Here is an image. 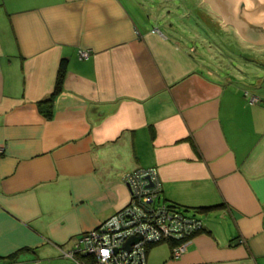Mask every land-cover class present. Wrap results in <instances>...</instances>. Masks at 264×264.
<instances>
[{
    "label": "crops",
    "instance_id": "crops-1",
    "mask_svg": "<svg viewBox=\"0 0 264 264\" xmlns=\"http://www.w3.org/2000/svg\"><path fill=\"white\" fill-rule=\"evenodd\" d=\"M156 3L0 0V264H80L66 253L150 167L204 227L147 264H264V64L225 51L255 67L242 83Z\"/></svg>",
    "mask_w": 264,
    "mask_h": 264
},
{
    "label": "built area",
    "instance_id": "built-area-1",
    "mask_svg": "<svg viewBox=\"0 0 264 264\" xmlns=\"http://www.w3.org/2000/svg\"><path fill=\"white\" fill-rule=\"evenodd\" d=\"M89 54L88 50H80L79 58L85 59ZM245 94L248 95L247 91ZM258 101L249 96L250 103ZM124 181L130 191L129 204L95 229L86 231L66 255L80 264H147L148 245L172 240L177 242L171 248L172 258L180 257L186 239L203 229L202 220L162 198L156 168L127 173ZM132 235L142 238L126 251L122 245Z\"/></svg>",
    "mask_w": 264,
    "mask_h": 264
},
{
    "label": "rangeland",
    "instance_id": "rangeland-1",
    "mask_svg": "<svg viewBox=\"0 0 264 264\" xmlns=\"http://www.w3.org/2000/svg\"><path fill=\"white\" fill-rule=\"evenodd\" d=\"M147 4L153 0H145ZM156 9L162 8L160 15L162 19H166L165 24L169 23L171 27H178L179 31L184 34H189L191 36L197 35L195 37L196 45L200 50L208 48L213 54V60H216V65L226 66L225 69L232 70L236 67L240 70L237 74H233L242 83H253L256 79L254 76L255 67L245 63V57L241 58L240 55L235 53H241L249 58H256V63L264 64V43H252L238 35L234 32V26L227 22L225 19L221 18L217 14L213 13L209 9V5L204 3L202 0H155ZM161 9V10H162ZM155 12L152 13L153 18H155ZM160 25V24H159ZM198 37V38H197ZM202 41V42H201ZM204 43V44H203ZM233 50L235 53L232 57H225V51L230 53ZM231 56V55H230ZM243 57V56H242ZM238 59H242L240 61ZM253 62V61H251ZM255 63V61H254ZM255 66V65H253ZM262 73V72H261ZM248 84H246L248 88ZM259 90L262 95H264V84L255 87ZM249 90V89H248ZM247 91V90H246ZM248 92V91H247ZM249 97V95H248ZM151 257L154 262L160 260L161 255H166L169 250L165 243L156 245L151 249Z\"/></svg>",
    "mask_w": 264,
    "mask_h": 264
},
{
    "label": "water",
    "instance_id": "water-1",
    "mask_svg": "<svg viewBox=\"0 0 264 264\" xmlns=\"http://www.w3.org/2000/svg\"><path fill=\"white\" fill-rule=\"evenodd\" d=\"M210 11L234 26L236 35L252 42L264 43V0H202ZM142 236L128 237L122 248L131 250Z\"/></svg>",
    "mask_w": 264,
    "mask_h": 264
},
{
    "label": "trees",
    "instance_id": "trees-1",
    "mask_svg": "<svg viewBox=\"0 0 264 264\" xmlns=\"http://www.w3.org/2000/svg\"><path fill=\"white\" fill-rule=\"evenodd\" d=\"M65 61H62L61 63H60V67H59V74H58V77H57V80H56V84H55V87H54V90H53V92H52V94H51V96L49 97V99H46V100H43V101H40L37 105H38V109L40 110V112L42 113V114H44L46 117H51V114H52V109H53V101H54V96H56L59 92H60V90H61V77L63 76V74H64V71H65V68H66V65H65ZM173 205H175V204H173ZM175 206H177V205H175ZM177 207H179V206H177ZM179 209H181V211H187L188 212V210L187 209H183V208H181V207H179ZM191 216H194L195 214H192L191 212L189 213ZM196 216V215H195ZM184 241V240H183ZM156 243H159V242H155L154 244H156ZM169 245H170V247L172 248V246L174 245V244H176L177 242L176 241H172V240H169ZM150 245H148V247H149ZM147 247V248H148Z\"/></svg>",
    "mask_w": 264,
    "mask_h": 264
},
{
    "label": "bare ground",
    "instance_id": "bare-ground-1",
    "mask_svg": "<svg viewBox=\"0 0 264 264\" xmlns=\"http://www.w3.org/2000/svg\"><path fill=\"white\" fill-rule=\"evenodd\" d=\"M228 22V21H227Z\"/></svg>",
    "mask_w": 264,
    "mask_h": 264
}]
</instances>
